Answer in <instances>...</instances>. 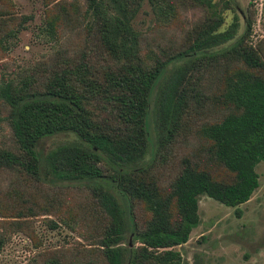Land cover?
Instances as JSON below:
<instances>
[{"label":"trees","instance_id":"1","mask_svg":"<svg viewBox=\"0 0 264 264\" xmlns=\"http://www.w3.org/2000/svg\"><path fill=\"white\" fill-rule=\"evenodd\" d=\"M143 1L163 12L175 3L83 0V9L77 5L74 13L75 25L84 30L78 49L54 48L37 62L44 71L36 77L0 80L16 148L0 147V166L18 165L53 184L86 186L108 217L97 245L80 248L84 253L67 264H192L173 245L185 241L198 222V194L233 205L238 213L237 204L258 184L254 165L264 160V49L245 41L250 20L238 34L235 20L219 30L228 0H189L206 9L194 36L177 50L146 60L139 53L140 32L131 24ZM44 28L52 35L56 30L48 20ZM221 56L234 64L206 94L201 77L191 81L187 75L208 69L210 60L217 63ZM205 103L215 114L192 129L204 141L198 146L203 153L184 155L162 186L153 173L155 156L184 134ZM60 132L74 137L44 152L38 147ZM220 165L232 172L230 179H215L211 170ZM135 201L150 210L141 223L133 218ZM126 232L135 244H120ZM47 264L59 263L50 258Z\"/></svg>","mask_w":264,"mask_h":264},{"label":"rangeland","instance_id":"2","mask_svg":"<svg viewBox=\"0 0 264 264\" xmlns=\"http://www.w3.org/2000/svg\"><path fill=\"white\" fill-rule=\"evenodd\" d=\"M77 5L81 11L83 0H0V80L9 77L17 81L26 74L36 77L44 71L37 62L50 56L54 48L78 49L84 30L75 25ZM163 11L143 1L132 18V26L140 32L139 53L146 60L186 44L206 14L202 5L189 0H175L171 9ZM221 13L219 30L235 20L234 34H238L249 19L245 41L264 49V0H228ZM47 20L55 24L53 35L44 28ZM217 63L210 60L208 69L187 75L191 81L201 77L206 94L216 90L218 77L223 79L234 64L222 56ZM209 106L205 103L198 108L184 134L155 156L153 173L162 186L175 175L184 155L203 153L198 146L204 141L196 138L192 129L196 122L215 114ZM6 114L7 106L0 99V147L15 151ZM72 137L70 132L55 133L40 140L38 147L44 152ZM254 168L258 184L237 204L238 213L233 205L198 194V222L185 241L173 245L183 259L192 264H264V160L257 161ZM211 171L215 179L232 177L221 165ZM76 184H53L18 165L0 166V264H47L50 258L67 264L84 253L80 248L97 245L108 217L90 190ZM131 210L137 223L150 215L143 201L133 202ZM135 243L129 232L120 241L122 245Z\"/></svg>","mask_w":264,"mask_h":264}]
</instances>
